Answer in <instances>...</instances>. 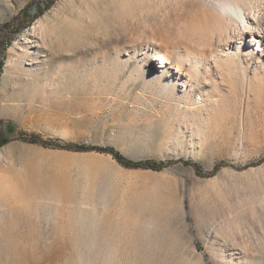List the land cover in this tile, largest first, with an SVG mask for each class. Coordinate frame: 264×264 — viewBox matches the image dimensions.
<instances>
[{"label": "rangeland", "instance_id": "374dc122", "mask_svg": "<svg viewBox=\"0 0 264 264\" xmlns=\"http://www.w3.org/2000/svg\"><path fill=\"white\" fill-rule=\"evenodd\" d=\"M51 1L0 0V264H264V56L206 0Z\"/></svg>", "mask_w": 264, "mask_h": 264}, {"label": "bare ground", "instance_id": "6f19581e", "mask_svg": "<svg viewBox=\"0 0 264 264\" xmlns=\"http://www.w3.org/2000/svg\"><path fill=\"white\" fill-rule=\"evenodd\" d=\"M249 4V1L243 0L205 1L206 8L218 18L219 33H221L219 34L221 43L219 42L215 49L212 47L206 52L210 58H214V62L221 60L222 56L240 60L244 56L250 55V49L253 47L257 48L261 56H264V15L260 16L259 10L256 8L253 10L247 8ZM238 21L241 24L236 25ZM230 22H233L236 27V30L234 29L236 33L233 36L225 31L226 27H230ZM206 53L203 58H206ZM152 60L161 64L158 67L167 68L168 59L165 56L160 54ZM175 73L182 75L183 71L176 68Z\"/></svg>", "mask_w": 264, "mask_h": 264}, {"label": "trees", "instance_id": "16d2710c", "mask_svg": "<svg viewBox=\"0 0 264 264\" xmlns=\"http://www.w3.org/2000/svg\"><path fill=\"white\" fill-rule=\"evenodd\" d=\"M53 1L54 0H52L44 8H42L40 4H37L36 5L37 15L34 17V19H32V21L35 20V18L41 16L46 10H48ZM27 9H28V7L24 8L20 14H24ZM6 26H7V23H6ZM2 54H3V51L0 52V57H2ZM1 67H2V61L0 60V70H1ZM29 141L31 143H39V138L37 136H32L31 140H29ZM8 142H9V140L7 138H5L3 136V134L0 132V148L3 147L4 145H6ZM43 145L47 146L46 144H43ZM51 147L52 148H62V149L74 150V151H83L84 150L83 148L76 147L74 144H68L66 146L52 145ZM105 152L110 153L114 157V159L117 160L118 163H120L121 165H123L125 167L154 169V166H152V164L149 161L132 162V161L126 160L124 157H122L119 153H117L114 150H108Z\"/></svg>", "mask_w": 264, "mask_h": 264}]
</instances>
